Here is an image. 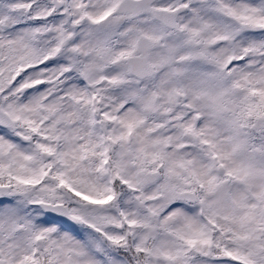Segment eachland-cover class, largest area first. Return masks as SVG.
Wrapping results in <instances>:
<instances>
[{
  "label": "snow or ice",
  "instance_id": "1",
  "mask_svg": "<svg viewBox=\"0 0 264 264\" xmlns=\"http://www.w3.org/2000/svg\"><path fill=\"white\" fill-rule=\"evenodd\" d=\"M0 264H264V0H0Z\"/></svg>",
  "mask_w": 264,
  "mask_h": 264
}]
</instances>
